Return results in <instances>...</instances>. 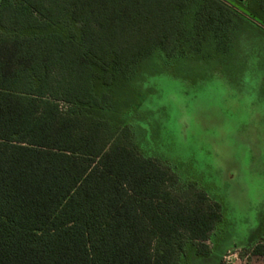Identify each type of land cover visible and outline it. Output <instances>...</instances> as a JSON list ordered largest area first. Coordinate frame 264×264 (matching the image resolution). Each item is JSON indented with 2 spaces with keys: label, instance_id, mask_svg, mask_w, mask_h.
I'll list each match as a JSON object with an SVG mask.
<instances>
[{
  "label": "trees",
  "instance_id": "obj_1",
  "mask_svg": "<svg viewBox=\"0 0 264 264\" xmlns=\"http://www.w3.org/2000/svg\"><path fill=\"white\" fill-rule=\"evenodd\" d=\"M256 42L264 0H0V264H225L247 236L264 257L235 174L161 150L173 80Z\"/></svg>",
  "mask_w": 264,
  "mask_h": 264
},
{
  "label": "rangeland",
  "instance_id": "obj_2",
  "mask_svg": "<svg viewBox=\"0 0 264 264\" xmlns=\"http://www.w3.org/2000/svg\"><path fill=\"white\" fill-rule=\"evenodd\" d=\"M257 43L250 53V49L241 51L242 60L223 66L221 76L173 80L177 86L170 87L169 101L174 123L167 122L166 129L176 142L161 146L180 159L198 161L205 172L209 166L213 175L208 178L217 186L228 179V171L235 174L229 193L231 201L238 203L241 218L245 212L264 211V89L261 94L260 88L264 80L259 67L264 49ZM181 166L178 162V169ZM250 241L247 236L245 244L233 246L224 255V263L264 264V257L251 255Z\"/></svg>",
  "mask_w": 264,
  "mask_h": 264
}]
</instances>
